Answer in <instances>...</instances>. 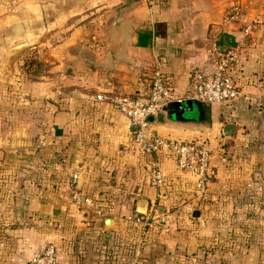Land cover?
<instances>
[{"label":"crops","instance_id":"0c3cea01","mask_svg":"<svg viewBox=\"0 0 264 264\" xmlns=\"http://www.w3.org/2000/svg\"><path fill=\"white\" fill-rule=\"evenodd\" d=\"M128 2L115 21L121 0H0V154L32 147L40 134L43 148L54 149L56 142L68 150L73 166L81 164L76 178L81 194L107 204L106 213L98 215L55 195L46 194L51 199L44 201L29 190L0 200V264H30L45 236L42 212L72 219L64 222L63 245L59 237L47 240L56 246L57 264H186L189 259L194 264L203 256L208 264H264L263 221L244 246L242 239L234 242L238 249L208 254L200 247L229 227L249 225L248 203L241 202L245 186L252 184L249 159L222 156L215 143L251 133L264 140V0ZM231 5L240 13L223 22ZM244 26L248 39L227 69L238 88L234 98L182 111L166 106L148 120L152 133L198 141L208 149L201 196L194 175L177 167L168 151L138 150L132 127L109 97L122 93L146 101L150 69L158 65L171 91L187 99L190 71L212 70L209 42L234 46ZM21 43L44 60V72L34 78L25 75L22 48L9 46ZM97 93L103 96L99 100ZM227 122L233 128L225 137ZM152 159L162 172L158 187L148 180ZM174 204L178 215L169 221ZM132 211L161 213L165 219L137 224L126 219Z\"/></svg>","mask_w":264,"mask_h":264},{"label":"rangeland","instance_id":"374dc122","mask_svg":"<svg viewBox=\"0 0 264 264\" xmlns=\"http://www.w3.org/2000/svg\"><path fill=\"white\" fill-rule=\"evenodd\" d=\"M9 46L13 49L22 48V52L20 53L21 64L26 76L34 78L36 75L44 72V60L40 59L37 49L32 50L29 45L25 46L24 43H21V45L10 44ZM14 90L15 88H13V93ZM224 136L226 137V135ZM40 137L42 135L36 134L34 142L31 145L32 147L19 150L10 149L6 153L0 154V200L12 198L18 190L23 192L29 190L37 196L40 195V198L44 201L51 199V197H45L46 194H50L55 195L57 199H65L67 203L70 202L69 187L64 182L70 172L76 171L79 176L81 164L78 163L73 166L71 163H74V160L69 159L68 150L56 142H52L53 144L55 143L54 149L43 148L39 142L41 140ZM234 138H230L229 140L223 139L222 142L219 141L215 145L218 149L223 148V151H220V155L222 156L228 158L236 157L241 160L249 159L250 164L247 165V172L250 175L252 184L247 188L245 186V198L243 199L242 197L241 200V202L248 203L245 215L248 218L249 227L238 225L227 228L224 234L218 233L225 239L219 236L210 237L207 242L200 245L202 251L204 253L208 252V254L213 252L224 254L228 250L238 249V246L234 242L239 243L240 239L244 240V246L247 241L255 237L256 228L258 225H261V221H263L262 224L264 223V140L261 139L258 133H251L242 139L241 134H238ZM234 143H236V148H234ZM32 160L36 161L31 163ZM103 197L107 196L103 195ZM101 201H103V198ZM241 202L239 201L240 204ZM254 203L259 204L260 207H253ZM100 205L105 204L101 203ZM177 208L179 207L175 204L170 205L168 208L167 213L171 215L169 216V221L172 220V216L178 215L179 210ZM184 212L187 217L191 216L189 209H186ZM42 214L44 218L42 219L44 225L42 232L45 236H43V242L36 246V250H39L47 240H55L58 237L60 238V242H62L61 245H63L65 231L68 230L64 228V222H69L72 219L67 214L64 215L62 213L42 212ZM235 214L232 213L233 216ZM53 227H56V229ZM176 230V228L174 230L171 229L170 236L173 237L175 235L173 232ZM189 260L186 264H193V261ZM176 264L183 263L176 261ZM194 264H208V261H205L204 256L198 257V260L195 259Z\"/></svg>","mask_w":264,"mask_h":264},{"label":"built area","instance_id":"2783aa9c","mask_svg":"<svg viewBox=\"0 0 264 264\" xmlns=\"http://www.w3.org/2000/svg\"><path fill=\"white\" fill-rule=\"evenodd\" d=\"M238 5H231L223 15V22L237 17L240 13ZM249 26H244L241 38L234 46L218 48L214 42L207 46V57L212 64L210 72H204L194 68L188 76L187 97L206 102H223L234 98L238 94V88L228 72L229 65L236 59L240 45L248 39ZM147 100L143 101L130 94H117L110 98L111 104L117 112L124 116L132 127V139L138 150L142 153L153 155L161 150H166L173 155L177 167L188 170L195 177L194 187L197 194H205L208 178L207 168L209 160L208 149L198 141L169 139L148 130V117L155 114L166 102L181 100L170 89L167 79L158 65L152 66L149 73ZM103 96L100 93L94 95L99 100ZM77 172H71L67 178L69 198L79 207H91L95 214L104 215L106 209L96 199L83 196L76 185ZM150 183L158 187L162 182V172L155 159L151 161V169L148 173ZM162 193L157 191L156 197ZM126 219L133 223L143 225L158 224L164 222L161 213H146L142 218L128 214ZM142 236V235H139ZM30 264H57L56 246L53 242H45L39 250H36L29 258Z\"/></svg>","mask_w":264,"mask_h":264},{"label":"water","instance_id":"95a60500","mask_svg":"<svg viewBox=\"0 0 264 264\" xmlns=\"http://www.w3.org/2000/svg\"><path fill=\"white\" fill-rule=\"evenodd\" d=\"M128 5H129L128 0H121V5L117 6L114 9L115 21H116L117 16H118L117 14H118L119 9H121L125 6H128ZM202 103H208V102H203V101L193 99V98H187V99H184L182 101L181 100H172V101L166 102L160 108H165L166 106H170V107H173V109H175V110L179 109L182 111L184 109L185 110L191 109L193 104H202ZM173 109H172V111L169 112L170 114L175 113V111ZM150 119H151V116L148 117V120H150ZM232 128H233V124L231 122H227L222 126V133L224 135H231Z\"/></svg>","mask_w":264,"mask_h":264},{"label":"trees","instance_id":"16d2710c","mask_svg":"<svg viewBox=\"0 0 264 264\" xmlns=\"http://www.w3.org/2000/svg\"><path fill=\"white\" fill-rule=\"evenodd\" d=\"M64 183H66V186L68 187V181H67V178L65 179V182H64ZM102 206H106V204H105V205H102ZM130 214H131V215L139 216L140 218L143 217V215H142L141 213H139V212H134V211H132V212H130ZM47 242H53V241H47Z\"/></svg>","mask_w":264,"mask_h":264}]
</instances>
